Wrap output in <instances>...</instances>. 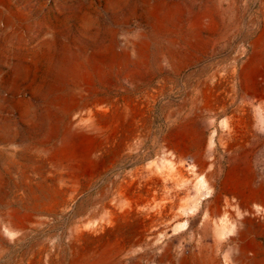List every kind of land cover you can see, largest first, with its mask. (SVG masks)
<instances>
[{
	"label": "rangeland",
	"instance_id": "374dc122",
	"mask_svg": "<svg viewBox=\"0 0 264 264\" xmlns=\"http://www.w3.org/2000/svg\"><path fill=\"white\" fill-rule=\"evenodd\" d=\"M253 188L264 0H0V264H264Z\"/></svg>",
	"mask_w": 264,
	"mask_h": 264
},
{
	"label": "bare ground",
	"instance_id": "6f19581e",
	"mask_svg": "<svg viewBox=\"0 0 264 264\" xmlns=\"http://www.w3.org/2000/svg\"><path fill=\"white\" fill-rule=\"evenodd\" d=\"M264 196V189L253 188L249 193H241L239 203L242 204V215L236 225L229 228L233 236L229 237L231 241H240L248 233L254 230L264 229V202L255 204V201ZM247 257V251L244 249L239 250L237 259Z\"/></svg>",
	"mask_w": 264,
	"mask_h": 264
}]
</instances>
